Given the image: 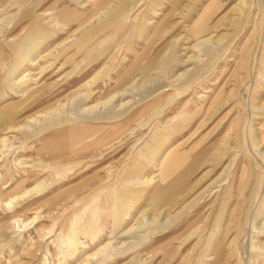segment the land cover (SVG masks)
Instances as JSON below:
<instances>
[{
    "label": "rangeland",
    "instance_id": "rangeland-1",
    "mask_svg": "<svg viewBox=\"0 0 264 264\" xmlns=\"http://www.w3.org/2000/svg\"><path fill=\"white\" fill-rule=\"evenodd\" d=\"M0 141V264H264V0H0Z\"/></svg>",
    "mask_w": 264,
    "mask_h": 264
},
{
    "label": "bare ground",
    "instance_id": "bare-ground-1",
    "mask_svg": "<svg viewBox=\"0 0 264 264\" xmlns=\"http://www.w3.org/2000/svg\"><path fill=\"white\" fill-rule=\"evenodd\" d=\"M107 3V2H106ZM120 17H122V14H121V16ZM202 17V16H201ZM203 22V21H202ZM200 25H203L202 23L201 24H198L197 25V27H199ZM124 113V112H123ZM123 113L122 114H117V115H111L110 116V119H116V118H119L120 116H122L123 115ZM32 120V119H31ZM87 128H85V130H86ZM10 131H12V130H10ZM15 131V130H14ZM87 131V130H86ZM0 142H2V141H0ZM1 144V143H0ZM47 150H49L50 149V147L49 146H46L45 147ZM163 154V153H162ZM32 162V161H31ZM162 162V161H161ZM161 162L159 163V165L161 164ZM33 163V162H32ZM172 163H174V162H172ZM177 164V163H176ZM175 164V165H176ZM135 166V165H134ZM28 166H25V168H27ZM49 167V166H48ZM169 167H171V165H169ZM127 168V167H126ZM132 169V168H131ZM55 173V172H54ZM55 175H57L58 176V174H56L55 173ZM178 182L179 181H176V182H174V184H172V186H171V189L170 190H168V189H165V190H161V195L163 196V197H165L164 195L165 194H168V191H170V193L171 192H173L174 190H175V188H176V186L178 185ZM47 183V182H46ZM41 185H42V182H40V183H38V184H36L34 187H31L30 189H26V190H24L22 193H20V194H17V195H14L13 197H12V199L10 198L9 199V201H4V202H1L0 201V206H1V204L3 205V206H6V207H10V205H11V207H12V203H13V201H16V200H21V199H23L24 197H26L28 194H30V193H32V192H37L39 189H40V187H41ZM47 186V185H46ZM27 187V186H26ZM163 193V194H162ZM36 217V216H35ZM35 217H34V219H35ZM33 219V220H34ZM93 220H94V217H93V215L91 216V219L89 218V221H88V223L89 222H93ZM26 225H22V227H25ZM66 243V246H65V249H66V251L64 252V251H62V250H59L58 249V251H57V253L58 254H61V256H62V258L65 260V259H67V258H70L73 254H74V244L72 245L71 243H70V240H68V242H65ZM107 248V244H105V245H101L100 246V248L96 251V252H93V253H91V254H87L86 256H85V258H84V261L82 262L83 264H103V263H105L112 255H113V253H111L110 255H106V256H104L101 260H97V261H95V262H91V260L96 256V253H98V252H100V251H103L104 249H106ZM166 252V251H165ZM217 254V251H215V253H214V258L216 259V255ZM163 255V254H162ZM75 262V261H74Z\"/></svg>",
    "mask_w": 264,
    "mask_h": 264
}]
</instances>
